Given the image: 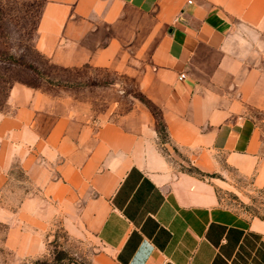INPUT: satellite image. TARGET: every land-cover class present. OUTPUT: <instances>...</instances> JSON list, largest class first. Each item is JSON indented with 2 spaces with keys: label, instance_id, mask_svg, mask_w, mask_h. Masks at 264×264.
Here are the masks:
<instances>
[{
  "label": "crops",
  "instance_id": "1",
  "mask_svg": "<svg viewBox=\"0 0 264 264\" xmlns=\"http://www.w3.org/2000/svg\"><path fill=\"white\" fill-rule=\"evenodd\" d=\"M37 28L53 65L136 85L203 175L165 158L141 106L16 83L0 196L25 175L28 227L65 222L88 264H264V218L219 202L208 176L264 188V0H46Z\"/></svg>",
  "mask_w": 264,
  "mask_h": 264
},
{
  "label": "rangeland",
  "instance_id": "2",
  "mask_svg": "<svg viewBox=\"0 0 264 264\" xmlns=\"http://www.w3.org/2000/svg\"><path fill=\"white\" fill-rule=\"evenodd\" d=\"M45 2L0 0V111L11 109L10 92L16 83L99 95L103 107L115 102L119 114L134 111L139 117L141 106L154 120L160 152L179 170L195 171L183 152L170 142L160 109L145 99L136 85L116 82L119 77L99 69L63 70L37 51V27ZM208 176L219 183V202L264 218V188L253 189L245 181L228 180L219 173ZM28 187L25 175L16 172L10 192L0 196V204L4 203V209L0 205V264H88L91 245L65 222L55 220L42 229L28 227L27 213L18 209Z\"/></svg>",
  "mask_w": 264,
  "mask_h": 264
},
{
  "label": "trees",
  "instance_id": "3",
  "mask_svg": "<svg viewBox=\"0 0 264 264\" xmlns=\"http://www.w3.org/2000/svg\"><path fill=\"white\" fill-rule=\"evenodd\" d=\"M190 172H193V173H196V174H202L199 170L195 169V171H190Z\"/></svg>",
  "mask_w": 264,
  "mask_h": 264
}]
</instances>
